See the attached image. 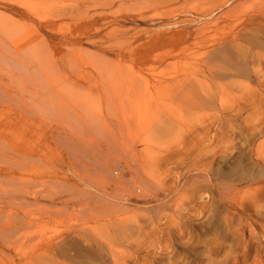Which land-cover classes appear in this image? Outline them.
Segmentation results:
<instances>
[{"label": "bare ground", "instance_id": "1", "mask_svg": "<svg viewBox=\"0 0 264 264\" xmlns=\"http://www.w3.org/2000/svg\"><path fill=\"white\" fill-rule=\"evenodd\" d=\"M9 1L13 4H9ZM20 1L18 0V2ZM88 1L70 0L66 3L55 4L50 3L52 2L51 0H26L25 2L23 0L21 2L24 3H20L21 5L18 6L14 4L13 0H8L7 3L10 7L7 9L20 15L26 21L24 20L25 22L21 23L20 19H18L17 21L20 24L16 21L13 22L9 15H7L9 18L6 19L0 15V246L2 249H14L18 253L22 264H70L75 257L84 260L85 264H106L107 257L105 255L108 252L106 250H109L112 263L120 264L117 249L127 241L136 247L135 250L138 251H134L135 253L145 252L148 258L151 257L150 260H146L150 261L151 264H162L161 258L164 257L169 258L168 264H178L179 261L183 264H200L203 262L205 264H264L260 260V253L264 248V142L253 147L255 136L259 137V135L261 136L264 133L262 128L264 110H261L264 107L263 70L254 71L256 75L262 76L261 79L259 78L258 91L255 90L258 93L253 92L251 94L249 90L247 91V100H244L246 96L244 93V95L237 98L241 100L239 104L238 100L231 103L230 99H234L231 94L238 83H235L234 79L229 78L234 70L221 67L215 61V56L219 57V54L224 53L227 46L225 48L219 45L220 47L205 50L202 53H200L198 48L193 47L198 44V40L192 41V44L191 42L187 44V42L185 46H175L173 44L169 46L170 48H168V45L163 46L168 49L162 51L161 54L159 53L156 60L158 63L165 64L170 62L169 60H176L178 64L185 63L187 66L189 64L193 69H191L192 71L187 70L188 72L181 76L176 75L178 77L175 76L176 78L173 81H163L164 83L159 81V88L161 87V90L169 93V95L162 96L161 94L158 98L155 97L153 99L158 102L157 111L153 113L151 119L147 120L148 123L143 130L142 136L139 137V139L141 138L140 142L120 144L115 143V137L111 139L113 143H110L111 141L107 140V138H93L94 129L99 132L97 129L101 128L102 130L100 131H102L103 135L108 132V129L104 128L108 125V122L106 117L100 115V112L95 109L96 106L93 104L94 101L90 89H95L94 86L98 87L95 85L96 82L99 87H103L104 95L106 93L105 90H108L107 88L113 92L108 95V91L105 95L107 97L110 96L112 99L115 94L119 95L120 88H122V92L125 91V84H127V87L130 78H124L129 80L128 83H125L126 80L123 78H113L112 75H115V68L118 66L113 67L114 70L111 69L113 59H109V53L104 48L101 50L103 52L101 55L99 51L98 54L96 53L97 51L92 52L89 56L90 59L88 58L89 60L85 57V55L88 56V52V54H85L77 47L71 50L70 48L68 49L66 46L72 47L76 46L75 43L82 42L74 35L77 30H74V34H70V37H62L56 43L55 33H52L57 22L69 20L70 22L68 23L83 24L91 21L95 23L98 20V14L100 19L106 18L107 15L104 10L102 12L97 11V14L96 10L92 12L91 9L107 8L108 6L101 5L100 7L102 2H99V6L93 5L92 7L90 4L91 0ZM228 1L231 2L232 0ZM228 1L227 3H229ZM112 4L109 3V7ZM46 6H48L47 11L40 10ZM155 7L156 4L152 0H148L143 9L148 10ZM145 15L141 11V18H144ZM262 18H264V10L260 11V17L252 18L251 20L249 18L248 24H251L253 19L264 21ZM113 20L111 21L113 22ZM99 25L101 26L100 23ZM231 26L233 27V25ZM105 27L101 29H105ZM91 32L87 35L88 44L92 43L94 46H99L100 42L97 37L100 30H95L93 34ZM119 37L120 39L116 37V44L118 43L117 41L123 39V36ZM233 37L234 39L237 38L235 35ZM109 42L111 41L101 39L103 45L110 44ZM63 43H65L64 45L68 50L66 49L65 51L59 48ZM219 44L222 45L223 43ZM234 44L236 42L233 43V46ZM240 45H238L237 50L239 48L242 49ZM228 47L230 48V46ZM220 48L222 50L225 48V51L221 52ZM84 50L87 51L88 49L84 48ZM230 51H232L231 48ZM243 51L244 48L239 51L238 55L244 56ZM94 53L97 55L94 56ZM116 53L120 57L118 59L119 62L126 60L127 55L129 57L133 56L130 47L123 46V44L118 47V50L116 49ZM227 53L230 54L229 51ZM230 55L233 56L232 53ZM260 56L257 59H260ZM82 58L85 59L83 60L84 62L88 63L87 65H90V69L84 68L86 63L81 64L83 62H80ZM150 58L151 55L146 53L142 58L136 60L148 63ZM237 58L240 57L238 56ZM77 59H80V61H76ZM230 59L231 62L234 60ZM241 61L238 59L237 62ZM154 62L152 63L154 64ZM222 62L225 63L224 61ZM177 63L172 64L174 67L168 63L165 65L168 64L169 67L167 68H171V72H173V70L177 71ZM261 65L262 63L260 62L259 66ZM130 66L131 64L129 63ZM144 66L151 68V64L150 66L144 64ZM152 67L154 69L156 65ZM159 68H157L158 71L156 72L154 69L151 74L155 72L154 76H156L157 72L159 73ZM161 69L164 70L165 67ZM167 71L170 73L169 69ZM147 72L150 71L147 70ZM128 73L124 75L130 77L131 73ZM180 73H183V71ZM139 74L141 75V73ZM173 74L170 73L171 76ZM163 75L162 77L165 78V74ZM170 75L167 74L168 77ZM134 76L136 78L138 75L134 74ZM205 79L210 80L211 83L207 84L204 81ZM147 80L149 82V79ZM92 81L94 82L93 88L91 87ZM114 81L116 82L114 83ZM131 82L133 85L135 84L132 80ZM148 82H145L146 92L150 86V84H147ZM132 83H130L131 90L134 91L132 95L127 94L126 96L125 92L120 95L124 102L122 105L124 106L125 99L127 102L130 101L133 112L135 108L138 109L140 111L138 116L142 118L144 114L151 113L152 105L150 106L148 99L150 97L147 96L146 101H139L141 97L137 95L139 93L135 94L136 86L132 87ZM89 84H91L90 87L88 86ZM248 87L247 90L250 88ZM248 92L250 95H248ZM112 94L113 96H111ZM117 97L120 98L119 96ZM117 97L116 100H118ZM136 101L138 102L135 105ZM217 103L219 107L216 108ZM246 103L253 107V114H257V124L254 122L249 126L250 122L248 123L246 128L250 130L251 135L243 138V144H247H242L240 147L242 152H239V155L235 157L237 150L234 151V145H236L234 140L236 138L227 136L226 130H228L227 128L236 130L232 125L233 117L235 113L239 114L241 112L240 106L242 104L246 105ZM205 112L211 113L205 115ZM203 114L205 118L202 117ZM46 115L51 117H46ZM192 115H202V119L207 120L208 117V120L201 121L198 119L202 122L201 125L196 124L197 120L195 123L192 122L194 125L190 123L192 124L191 126H198L194 131L192 130V134L197 137L198 143L191 144L189 141L186 143L188 140L186 135L185 138L180 136V132L183 133L184 130H178V134L176 127L179 129L184 127ZM129 122V120L126 121V123ZM37 123H42V125L44 124L43 126L47 124V126H51V129L54 128L55 131L64 133L63 139L65 141L63 143H67V148L71 149V151L74 148V155L71 152L70 154L75 156L79 162L78 168L80 170L81 168L85 169L87 173L93 172L88 175L82 169L83 172L81 173L87 176L83 175L82 179L79 180V184L73 183L72 187L74 186L75 188L74 190L72 189L73 193L69 194L72 198L64 195L68 199L58 200L65 207L71 203L80 205V211L89 213L88 215L94 219L93 226L88 224L87 217L84 216V221H80L74 227L68 228V234L73 238H71L73 243L68 242L72 246L76 244L77 246H75L80 253L77 256L72 255L73 252H71V255L68 253L64 254L65 261L61 260L62 256L58 252L60 253L62 248L65 249L69 245L65 246L64 241L66 238L61 241L59 239L57 242L52 239L54 237L44 238L39 236L38 239H31L34 241L31 245L32 251L30 255L24 248L20 247L22 246L21 241L27 236L28 226L46 214L43 208L39 216L30 215L31 213L25 208L26 204L30 205L31 203L30 201L28 203L29 197L27 198L26 192L29 187L27 185L30 184L31 186L32 181H29V179L32 177L14 176L15 171H24V175L27 170L30 173L28 161L31 156L33 161L35 154V149L30 153L24 144L18 145L14 139L20 136L22 141L25 140V136L33 133L32 128H35ZM190 124L185 127H189ZM17 126L20 127L18 133ZM98 126L100 127L98 128ZM213 126H217V129L214 130H217V134L214 136L213 142L211 141L212 143L206 144L204 141L209 139L208 134ZM243 127L245 128V126ZM186 130L189 131L188 128ZM247 132L249 131L247 130ZM233 133L235 135L238 132L235 133L234 131ZM186 134L188 136L189 133L186 132ZM167 138L170 139L171 143L169 140L168 143H159L158 139L165 141ZM181 139L185 140L181 141ZM178 141L181 142L176 143ZM101 143L106 144L101 146ZM246 145H248V148L245 147ZM42 156L44 157L43 154ZM71 157L70 159H72ZM34 160L36 161V159ZM92 162L100 165L99 167L96 166L103 170V172L101 171L102 173L105 171L106 173L103 176L99 175L96 173V167H94L93 171L89 170L91 165L87 167V164ZM36 163L34 164L36 165ZM70 163L74 167L73 171L75 174H81L75 162L70 161ZM115 167H117L119 172L115 171ZM94 173L101 178H96L93 175ZM61 186L59 187L61 188ZM53 187L55 186L49 188L52 190ZM110 187L111 192L109 193L108 188ZM64 191L62 190V192ZM176 194L180 196L176 197ZM133 197L140 204H143V209L138 208V211L142 213L141 215H139L137 209H131L130 207ZM173 197H176L174 205H172L173 199H171ZM54 201H52L53 206L55 205ZM171 207L176 208L172 210ZM169 210L173 212L171 214L167 213ZM54 211L51 212L56 214ZM58 211L59 213L63 212ZM157 212L159 214L156 217ZM146 214L151 220L156 218L155 221L157 220L158 223V228L154 226L149 233L145 231V226L148 225L143 224L141 220L143 216L144 218L147 217ZM219 216L222 224L226 225L227 231L230 232L228 236L231 238V246L226 252L223 249L219 250L220 245L226 244L227 240V231H225V238L223 237L224 234L221 236L216 231L215 219ZM165 221L170 222V226L165 228L161 226V223ZM196 226H203L205 229L201 230L198 228L200 229L198 230L199 232H194ZM163 233H168L170 237L184 245L183 248L188 254L184 258L181 256H170V250L174 247L163 245L164 239L161 235ZM140 237L148 238V242L143 243ZM167 242H169V239ZM199 245H204L200 247L204 253L201 256L202 260H199L200 263L198 261L196 263L195 260L200 258L194 256V254L191 256V251H197ZM145 247L146 249H143ZM164 251L167 254H163ZM138 253L137 255H139ZM250 258H253L252 263H249Z\"/></svg>", "mask_w": 264, "mask_h": 264}, {"label": "rangeland", "instance_id": "2", "mask_svg": "<svg viewBox=\"0 0 264 264\" xmlns=\"http://www.w3.org/2000/svg\"><path fill=\"white\" fill-rule=\"evenodd\" d=\"M21 1H23V0H21ZM21 1L18 2V0H13V2H15L14 4H16L18 6L23 4L26 0H24V2H21ZM51 1L52 2H50V3L62 4V3H66L70 0H51ZM84 1L89 2L88 0H84ZM147 1L148 0H105V1H103V0H91L90 4L92 7H93V5L99 6V2H102V3H100V7H101V5L108 6L107 8L102 7V8H97V9H94V8L91 9L92 12H95V10H96V13H97V11L98 12H102L103 10L105 11V14L107 16L105 19H103L104 24L102 23L103 20L99 18V14L97 13L98 14V16H97L98 20H96L95 23L91 21V22H84L83 24H77V23H68V22H70L69 20H63V21H59V23L57 22L56 26L53 29L52 34L55 33L54 36L56 38V43H58L62 37L63 38L70 37L77 30L74 35L77 36L78 40H80L82 42L78 43V44L75 43L76 46L74 45L72 47L71 46L69 47V45L67 44L68 46H66V47L68 49L70 48V50H71L72 48L77 47L79 50L83 51L85 54L89 53L88 56L85 55L87 60H89L90 59L89 56H90V54H92V52L97 51L96 53L98 54V51H99L100 52L99 54L101 55L103 53L101 50H103L102 48H104L109 53V56L107 53V56L109 57V59H111V58L113 59L111 69L114 70L115 66H118L115 68V75L111 74L113 76V78H115V79H120V78L124 79L125 77L130 78V82H129V80H127V78L124 79V80H126L125 83L129 82L128 83L129 87L127 86L128 87L127 88L126 87L127 84H125V91L122 92V88H120L119 95L115 94L116 96L115 95L113 96V94H112L111 95V96H113L112 99L110 96H109L110 98L105 96L106 93L109 91V88H107L108 90H105L106 93L104 95V91L102 90L103 87H99L98 83L95 82V85H97L99 87V89H98V87L94 86L93 81H92L93 83H91L92 85L91 84L88 85L89 87H90V85H91V87L92 86L95 87V89L93 87H92L93 89H90L92 92L91 96H92L93 101H94L93 104H95V106H96L95 109L98 110V112H100L99 113L100 115L106 117L107 122H108V125H106L104 127L105 129H108V132H105V134L103 135L102 131H100V130H102L101 128L97 129V130H99V132L98 131L96 132V130L94 129L93 138L94 137L97 139L107 138V140L111 141L110 143H113V141L111 139H112V137H115L114 138L115 143H120V144L121 143H127V142H129V143L140 142L139 140L141 138L139 139V137L142 136L143 130L148 123L147 120L151 119L153 117V113H155V111H157V103L158 102H156L153 99H155V97L158 98L161 94H162V96L169 95V93L163 92L161 90V87L159 88L158 84H160V82H163V81L164 82L165 81L166 82L167 81H169V82L173 81L174 78L178 77L176 75L181 76L182 74L187 73L188 72L187 70L192 71L191 69H193L192 66L189 64L187 66V64H185V63H179L178 64L176 60H169L170 62H166L169 65L172 63V61L174 64L177 63V71L178 72L175 70H173V72H171V68H167V67H169L168 64L167 65H165L166 63L160 64V63H158V61H156L159 53L161 54L162 51H164V50L166 51L168 48H170L169 46L172 44L175 46L176 45L177 46H185L187 42H188L187 44H190L189 42H191V44H192L193 42L198 40V44L194 45L193 47L198 48L200 50V53L204 52L205 50H211L215 47H218L219 45L223 46L225 48L227 46V48L226 49L223 48V50L220 48L221 52H224L225 50L226 51L224 53H221V55L219 54V57L215 56V61L218 62V65H220L221 67H224V68L229 69V70H234V71H232L233 74L229 78L234 79V82L235 83L238 82V83L235 85V88L233 89V93L231 94V96L234 97V99L233 98L230 99L231 103L235 102V100H238V104H239L241 102V100L237 99V98H239L241 95H244V93L246 95L244 97V100H247V91H249V90L251 91L250 92L251 94H253V92L258 93L256 91H258V88H259L258 83L260 82V79L262 76L260 77V75H256L254 71L255 70L258 71L259 69H262L263 73H264V59H263L264 57L262 58V56H264V21H259L258 19H256V20L253 19L252 23L248 24V20H249V18L251 20L252 18L260 17V11L264 10V0H232L231 2L228 0H152L156 4V7L153 9L145 10L143 8H144V5ZM227 1L229 3H227ZM7 2H8V0L0 2V12H2V14H0V15L3 16V18H5V19L9 18V16H11L10 19L13 22H15V21L16 22L20 21L21 23L25 22L26 20L23 19L20 15L12 13V12H10V10L7 9L8 7H10L9 4L11 3L10 1H9V4ZM105 2H107V3L103 4ZM109 3L110 4L114 3V4H112L109 7V5H108ZM11 4H13V3H11ZM1 9H3V10H1ZM40 10L41 11H47L48 6L42 8ZM141 11H142V13L144 12L146 14L145 17L143 16L144 18H141V16H140ZM7 15H9V16H7ZM18 19H20V20L17 21ZM262 19H264V18H262ZM111 20H113V22ZM99 23L101 24V26L99 25ZM70 24H72V25H70ZM231 25H233V27ZM103 26L105 27V29H101V28H104ZM229 26H231V27H229ZM83 28H84V31L82 32ZM13 29H15V28H13ZM98 29L100 30V33L102 32L101 34L99 33V36L97 37V40H99V42H100L99 46H94V44H92V43L88 44V36L87 35L91 31L94 30L93 32H91L93 34L95 32V30H98ZM109 30H110V32H109ZM241 30H243V31H241ZM67 31H69V32H67ZM20 32H22V31H20ZM234 35L237 38L234 39V37H233ZM119 36H123V39L117 41L118 43L116 44L115 40L117 38L120 39ZM154 37H156L157 40H156V38L153 39ZM101 39L102 40H110L111 42L113 41V43L111 44V42H109L111 45L107 43L108 45L105 44V45H107V46H105L101 43ZM259 40H260V42H259ZM221 42L223 43L222 45L219 44ZM235 42H236V44H234V46H233V43H235ZM64 44L65 43H63V45H60L59 48L66 51L67 48L65 47ZM122 44H123V46L130 47V51L133 52V56L129 57L127 55L126 60L119 62L118 59H120V57H118V55L116 53V49L118 50V47H120ZM239 44H241L240 47L242 46V49L239 48L238 50L240 51V50H243V48H244L243 52L246 56L245 55L244 56L238 55L239 51L237 50V48H238ZM166 45H168V48L163 47ZM228 46H230L232 51H230V48ZM84 48H86L88 50L85 51ZM228 51L230 54L232 53L233 56L228 54L227 53ZM237 51H238V54H237ZM257 52H260V53H257ZM110 53H112V54H110ZM146 53L151 55L150 62L142 63L141 61H137L140 58H142L143 55ZM97 54L94 53L93 55L95 56ZM223 54H224V56H223ZM260 54H261V56H260ZM238 56L240 58H237ZM258 56H260L259 57L260 59H257ZM91 57H93V56L91 55ZM223 57H225V58L223 59ZM226 57H228L229 60ZM84 58H82L81 61H80V59H77L76 61L82 62L83 60L86 59V58L85 59ZM217 58H220V59H217ZM230 58H232L234 60H232V62H231ZM238 59L240 61L242 59L241 62L243 64L241 62H237ZM222 61H224L225 63H223ZM152 62H154V64ZM260 62L262 63L261 66H259ZM83 63H86V62L83 61L81 64L83 65ZM129 63L133 67V70H132L131 66L129 67ZM238 63H240V64H238ZM87 64L88 63H86V66L84 65V68L90 69L91 68L90 65H87ZM144 64L146 66L147 65L150 66V64H151L150 67L152 69L145 67ZM183 64H185V65H183ZM155 65H156V67H155ZM87 66H89V67H87ZM152 66L155 67L154 68L155 72L158 71L157 68L160 67L159 73L157 72L156 76H154L155 72H153V74H151L152 71H154ZM226 66H229V67H226ZM162 67H163V69L165 67V69L162 70L161 69ZM188 68H190V69H188ZM127 69H128V71H126ZM168 69H169V72L172 74L174 72H176V73H174L175 75L173 74L171 76L170 73H168V71H167ZM178 69H180V70H178ZM134 70H136V71H134ZM147 70H149L150 72H147ZM181 70L183 71V73H180V72H182ZM131 71H133V72H131ZM164 71L167 74H169L170 76L168 77ZM128 72L131 73L130 74L131 76L129 75L130 77H128V75L125 76L126 73L129 74ZM162 72H163V74H165V78L167 76L166 79L163 78L164 75L162 74ZM133 73L137 74L138 76L135 78ZM139 73H141L142 76ZM159 74H162L163 77H162V75H159ZM168 78H170V79H168ZM229 78H227V79H229ZM147 79H149L150 83L148 82ZM104 80H106V79H104ZM104 80H102V81H104ZM131 80L133 82H135V80H137L134 85L136 86V89H135L136 93L135 94L139 93L137 95L141 97L139 101H146L147 96L150 97L148 99L150 101V106L152 105V107H151L152 110H150L151 113L144 114L142 118L138 116V113H140V111L138 109L135 108V111L133 112V108H132V105L130 104V101L127 102L126 99L124 98L125 104H124V106L122 105L124 102H123V98L121 99V97H122V96H120L121 93L125 92L124 94L127 96V94L132 95V92H134L131 90V87H130L131 86L130 83H132ZM145 80H147V81H145ZM107 81H105V82H107ZM204 81H206L207 84H209V82L211 83V81L208 79H205ZM115 82L116 81H114V83ZM145 82H148L147 83L148 85L150 84L149 90L147 91L148 93L146 92V89H145V87H146ZM155 83H157V84H155ZM239 83H240V86H239ZM132 85H133V83H132ZM134 85L132 87H134ZM243 85H244V87H243ZM247 87L249 88L248 90H247ZM153 88H155V89H153ZM243 88L244 89L246 88V89L244 90ZM109 92L107 93L108 95L113 93V92H111V90ZM154 92H156V93H154ZM234 92H235V94H234ZM152 94H154V95H152ZM248 95H250L249 92H248ZM117 96H119L120 98H118ZM116 97L118 98V100L120 99V101L116 100ZM120 102H121V104H120ZM137 102L138 101H136L135 105L137 104ZM153 102H156V103H153ZM228 105H229V103H228ZM217 107H219L218 103L216 104V108ZM240 109H241V112H239V114L235 113V115L233 117L234 120H233L232 125L235 127L236 130H233L234 128H230V129L227 128L229 131L226 130L227 136H229L230 138H236L234 140V143H236V145H234V148H235L234 151L237 150L235 152L236 153L235 157H237L239 155V152H242L240 147L244 143L243 138H246L249 135H251L250 130L246 128L248 123L250 122L249 126L254 122H255V124H257V114L256 115L253 114L254 109L252 106H249L246 103V105L242 104L240 106ZM261 110H264V107H262ZM210 113L205 112L204 114L207 115ZM204 114H203V116L201 115L203 118H205ZM201 116L200 115H192L191 116L192 119L189 118L188 119L189 122L187 120V122H186L187 124L185 123V126H188V124H190L192 122L195 123L196 120H197L196 124L201 125L202 124L201 121H207L208 120V117H207V120H205V119H202ZM248 116H250L249 117L250 119L248 118ZM46 117L50 118L51 116L46 115ZM194 118H197V119H194ZM190 119H191V122H190ZM193 119H194V121H193ZM198 119H200L201 121ZM127 120H129L130 122L126 123ZM241 120H242V122H241ZM198 122H200V123H198ZM192 124H190L189 127L184 126L185 128L182 127L180 129L178 127H176L177 132H178V130L179 131H181L182 129L184 130V131L182 130L183 133L180 132V136L185 138V135H186V138L188 139L186 143H188V141H189V142H191V144L192 143H198L197 137L194 134H192L193 131L195 130V128L196 127L198 128V126L197 125L191 126ZM43 125H42V123H37L36 127L32 128L33 133L32 134L30 133L27 136H25V140H23V141L21 140L20 136H18V138L16 137V139H14L15 143H17L18 145L24 144L30 153L35 149L33 161L31 158L32 156L29 154V156H31L29 158V161H28V164H29L28 167L30 168V171H29L30 173H28V170H27L26 171L27 173L25 172V175H24L23 174L24 171L23 172L15 171V175H14V176L17 175L16 177H18V176L21 177V175L28 176V178L32 177L29 179V181H32L31 186H30V184L27 185L31 188L28 187L27 192L24 191V192H26L27 198L29 197L28 203H30V202L31 203H30V205L26 204L25 208L29 211V213H31L30 215L39 216L41 213V210L43 208H44L43 211H45V213H46L45 214L46 217L43 215L42 218L35 220L33 223H31L28 226L27 236L25 238H23V240L21 241L22 246H20V247L24 248L25 251L27 253H29V255H30V252L32 251L31 245L34 241V240L32 241L31 239H35V238L38 239L39 236H42L44 238L54 237L52 239H55L56 240L55 242H57V240H59V239L61 241V240L66 238L64 243H65V246L67 244H69L66 247L67 249L65 248L66 249L65 250L64 248H62L61 252L60 253L58 252V254H61V256H62V257L59 256V257H61V260L65 261L66 259L63 256L64 254L68 253L69 255H71V252H73L72 255L74 254L75 256H77L78 253H80L78 248H76V246H77L76 244H75L76 246L73 245L74 247L70 244V242L73 243V241L71 240L72 237L69 236V234H68V228L74 227L80 221H84V216L87 217L88 224L90 226H93L94 225V223H93L94 219H92L90 217V215H88L89 213H82L80 211V205H76V204L71 203L70 205L65 207V205L62 204L61 201L64 198L68 199V197H65L64 195L69 196V194L73 193V190L75 187L74 186L72 187V185L79 184V180L82 179L83 175H86L84 173L82 174L81 172H83V171L86 172V171L83 168H81V170H80V168H78L79 162L76 160V157L73 156L75 153L74 148H72L73 151H71V149L69 150L67 148V145H66L67 143H63L65 141L63 139L64 138L63 136L65 134L55 131L54 128H52L53 129L52 130L51 126L49 127V126H47V124H45V126H43ZM240 126H242V127L245 126L246 129L244 127L242 128ZM99 127L100 126H98V128ZM187 128L189 129V131H187V130L185 131V129H187ZM262 128L264 130V124H263ZM19 129H20V127H18L17 133H18ZM215 129H217V126H213V128L211 129L212 132L210 131V133L208 134L209 139H206V141H204L206 144L213 142V140H214L213 138L217 134V130L214 131ZM231 130H232V132H231ZM247 130L249 132H247ZM234 131H235V133L236 132H238V133L233 135ZM186 132L189 133L188 136H187ZM58 133H59V135H57ZM178 134H179V132H178ZM40 136H41V138H40ZM55 136H56V139H55ZM239 137H240V141H239ZM37 139H38V142H37ZM158 140H159V143H166V142L168 143V140L171 143L170 139H168V138L165 141H163V139H158ZM183 140H185V139H183ZM183 140L181 139V141H183ZM31 141H32V143H31ZM181 141H178L176 143H180ZM253 142H254L253 147L264 142V133H262L261 136L259 135V137L255 136ZM34 144H35V146H34ZM105 144L106 143H101L100 145L105 146ZM245 144H247V143H245ZM245 144H243V145H245ZM30 145H32V146H30ZM70 147H72V146L70 145ZM238 147L240 148V150ZM245 147L248 148V145H246ZM70 152L73 155L70 154ZM42 154L44 155V157L42 156ZM69 154L73 157H71ZM69 156L72 159H70ZM34 159H36V161ZM37 159H40V160H38L39 162L37 161ZM69 160L72 162H75V164L77 165V169H78L79 173H81V174H79V175L77 173L75 174V172L73 171L74 167L72 166V164L70 163ZM31 161H32V164H31ZM34 161L37 162L36 163L37 167L34 164L35 163ZM67 163H68V165H67ZM92 163L87 164V167H89L91 165L89 167V170L93 171L94 167H96V173H98L99 175L103 176V174L106 173V171L104 173H102L103 170H100V168H98L100 165H97V163H95V162H92ZM103 163H104V160H103ZM82 169H83V171H82ZM115 171L119 172L117 167H115ZM91 173H93V172H88L87 174L89 175ZM96 173H94L93 175L96 176V178L100 179L101 177H99ZM78 177H81V178H78ZM128 177H130V175H128ZM61 184H63V185L67 184L64 186L65 189H64L63 185L61 186ZM17 185L20 187L19 184H17ZM51 186H55V187H53L51 190V188H49ZM59 186H61V188L62 187L63 188L61 189ZM66 188H67V191H66ZM28 189H30V190H28ZM62 190H65V191L62 192ZM70 190H71V192H70ZM108 192L109 193L111 192V187L108 188ZM201 193H200V195H201ZM179 196H180L179 194H176V197H179ZM69 197L72 198V196H69ZM176 197L171 198V199H173L172 205H174V199ZM51 200L52 201L55 200L54 206H53ZM58 200H61V201H58ZM131 203H132V205H130L131 209H133V208L137 209V212H139V215H141L142 213L140 211H138V208L141 209L143 207V204H140V202L137 201V199L135 197L132 198ZM175 208L176 207H174V208L171 207L172 210H175ZM49 209H50V211H48ZM21 210H20V212H22ZM46 210L50 214L52 213L51 211L55 210L54 212L56 214L52 213L50 215L47 213ZM58 210L63 211L64 213L63 212L59 213ZM172 210H169L167 213L171 214L173 212ZM158 214L159 213L157 212L156 217L158 216ZM155 219L156 218H154V220L149 219L148 215L146 218H144V216H143V218H141L143 224L148 225V226H145L146 232L149 233V231L154 226H156L158 228V223H157V220L155 221ZM215 220L217 222V223L215 222V227H216L217 233H219V235H221V236L224 234L223 237L225 238L226 237L225 231H227L226 225L222 224L220 216L217 217ZM165 222L161 223V226H163L164 228L167 226H170V222H166V223ZM217 227H219V228H217ZM198 228H200L201 230L205 229L203 226H200V227L196 226V228H194V232H199L198 230H200V229H198ZM66 230H67V232H66ZM223 230H224V232H223ZM157 232H158V230H157ZM157 232H155V233L157 234ZM144 234H146V233H144ZM161 235L164 239L163 240L164 246L174 247L173 249L170 250V256L174 255V256H181L184 258V256H186V254H188V252L185 251V248H183L184 245L177 242L173 237H170V235L168 233H163ZM228 235H230V232L227 231L226 244L224 243V244L220 245L219 250L223 249V251L226 252V250H228L229 246H231V240H230L231 238ZM142 236H144V235H142ZM140 238H141L143 243L148 242V238H145V237H140ZM168 239H169V242H167ZM228 240H230V241H228ZM60 241H58V242H60ZM68 241H70V242H68ZM225 245H226V247H225ZM203 246L204 245H199V248H197L198 252L195 250H193L195 252L191 251V256H192V254H194V256L200 258L198 260L197 259L195 260L196 263H197V261H198V263H200V261L202 260L201 256L203 255L204 251L200 247H203ZM70 249H74V250L71 251ZM135 249H136V247L132 246L131 243L127 242V241L124 242L122 245H120V247L117 249L118 256H119V263L120 264H151L150 261H146V260H150L151 257L148 258L147 254L145 252H139V253L137 252L139 254V255H137V253H135L134 251H138V250H135ZM143 249H146V247ZM198 249H200V250H198ZM68 251H70V252H68ZM106 251H108V252L105 255V257H107L105 263L106 264H113L112 260L109 256L110 255L109 250H106ZM106 251H105V253H106ZM76 252H77V254H76ZM124 253H128V254H124ZM163 254H167V253H165V251H164ZM89 255H91V254H89ZM161 259H162V262H161L162 264H168L169 258L164 257ZM252 260H253V258H250L249 263H252ZM260 260H262L264 262V248L262 249V252L260 253ZM203 263H200V264H203ZM0 264H22V261L19 259V255L14 249H5L4 250L0 246ZM70 264H85V263H84V260L75 257L73 259V262H71ZM96 264H102V263H96ZM178 264H183V263H180V261H179Z\"/></svg>", "mask_w": 264, "mask_h": 264}]
</instances>
